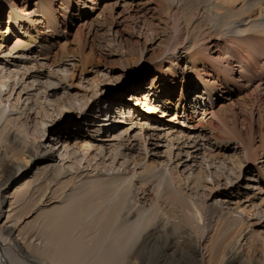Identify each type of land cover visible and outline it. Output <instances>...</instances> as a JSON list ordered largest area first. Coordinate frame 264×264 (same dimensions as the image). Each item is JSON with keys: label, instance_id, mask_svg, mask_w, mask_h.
I'll list each match as a JSON object with an SVG mask.
<instances>
[{"label": "bare ground", "instance_id": "1", "mask_svg": "<svg viewBox=\"0 0 264 264\" xmlns=\"http://www.w3.org/2000/svg\"><path fill=\"white\" fill-rule=\"evenodd\" d=\"M24 1L20 8L18 0L10 4L0 0V13L9 6L6 31L1 30L0 18V42L5 45L12 29L24 37L16 38L9 53L0 52V264H183L190 257H202L201 248L209 256L208 264H253L242 252L252 226L246 213L257 220L254 225L264 228V202L256 205V195L246 194L244 200L241 196L242 189H255L249 182L256 180L247 179L236 196L231 194L236 198L232 202L217 198L211 205L199 204L194 196L205 194L209 185L213 194L239 183L243 163L237 159L236 169L234 157L227 165V160L204 155L201 166L195 165L197 139L148 114L160 112L165 117L164 106L176 105V111L184 108L186 112L185 101L197 108L194 96L202 98V104H213L220 93L232 94L239 87L230 81L234 79L233 61L240 78L263 82L264 0H150L164 18L158 23L164 24L162 29L153 22L144 23L150 51H160L152 64L165 69L169 77H182L181 99L172 101L177 83L164 88L157 85L160 81L152 80L147 91L129 95L136 102L124 105L125 121L115 119L126 126L116 131L104 118L74 143L68 134L53 136L50 141L45 138L48 128L65 116L74 112L81 116L92 107L89 96L71 93V84H67L78 65L73 63L72 70L64 66L70 58H79V69L85 73L90 56L71 52L72 43L66 41L60 48L61 58L56 53L53 59L55 67H64L57 71L62 78L39 70L44 67L42 61L51 58L55 45L51 40L57 43L67 38L62 27L71 29L76 19L90 16V9L94 11L102 0H35L33 10L27 8L30 0ZM109 8L106 5L91 23L84 22L91 42L99 37V25L108 20ZM98 42L96 47L107 57L127 62L129 49L121 41L100 38ZM213 48L219 51L217 58ZM12 53L16 55L13 62ZM143 55L144 48L139 57ZM141 63L145 62L141 59L137 65ZM129 66L127 62L123 67ZM96 73L90 86L95 91L104 72L99 69ZM153 92L155 102L161 95L169 96L162 99V109L152 103ZM242 99L228 100L234 105ZM176 114L171 122L177 120ZM245 139L240 140L248 160L258 161L264 154V134L262 151L253 147V130ZM260 176L261 182L264 174ZM14 177L26 178L14 186L12 194L5 195L4 189ZM190 246L194 248L184 250Z\"/></svg>", "mask_w": 264, "mask_h": 264}, {"label": "rangeland", "instance_id": "2", "mask_svg": "<svg viewBox=\"0 0 264 264\" xmlns=\"http://www.w3.org/2000/svg\"><path fill=\"white\" fill-rule=\"evenodd\" d=\"M18 1H19V7L22 8V6L25 4L24 3L25 1L24 0H18ZM117 1L118 0L100 1L99 4H97L96 6L97 8H95L94 11H91L90 9V16H86L85 19L84 18L78 20L76 19L71 29L68 28L65 29L64 27H62V30L64 32H67L68 34L65 40L64 39L60 40L57 43L55 42L54 39L51 40V42L55 44L51 52L49 53L51 55V58L49 62L42 61L44 67H42V69L39 71H41V73H44L45 75L54 73L55 75L57 74L58 76V72H57L58 68H64V67L63 66L55 67V65L53 64L54 62L53 59L56 53H59L60 55L59 58H61L62 56L60 49L61 46L66 41L71 42L72 45L69 48L70 51L74 53L78 52L79 54H82L86 57L90 56L89 58L91 60L90 61L91 65L88 67V70L84 73L81 71V69H79L80 68L78 63L79 58L76 59L70 58L67 62H65L64 66L67 65L66 67H69V69L72 70L71 68L72 64L76 63L78 67L74 71V76L73 79L71 80V83H67V84L68 85L71 84V91H72L71 93L74 94L78 93L81 97L89 96V98H91L92 100V103L93 101H95V99H97V101L95 104L91 103L90 106L92 107L88 110V112H83L84 113V114L82 113L83 115L78 116V114L75 115L76 114L75 112L71 113L69 116L68 115L65 116L66 119L63 120L61 123H57L55 126L49 127L47 137L45 138L46 140L50 141L53 138V136L56 135L68 134L67 136L70 135L73 136L71 138L72 139L71 143H74L78 137L90 133L88 128H90L92 125L97 126L98 122L102 123L104 118L106 122L110 121L109 124L111 123V125L112 124L115 125L116 129L115 128L114 129L116 131L120 130V128H123L124 126H126V124L125 123L118 124L116 123L115 119L121 118V120L125 121V117H123L122 115V112H124V109L126 107L124 105L132 104V102L133 103L136 102V100H131L129 95L131 94L140 95L141 93H143V91L145 92L146 88H148L152 80H157V82L160 81L157 85L163 86L164 88L169 86L171 82L177 83L176 86L175 85L173 86L175 90L176 89L177 90L176 93H174L176 94V98L175 95L173 94L174 97H172L173 98L172 101H175L176 103L179 99H181L180 96H181V87H182V77L177 76L178 77L177 79L175 76L169 77L165 69H161V66L159 67L158 65H156L155 67V65H153L152 63L153 61H155L156 56L158 57L160 51L156 49L155 51L154 50L150 51L152 45L150 44V42L146 41L147 39L145 35L148 34L147 33L148 28L145 29L144 23L146 21H149L157 25L158 23H160V21L162 22V20H164V18L162 19L161 17V13L159 9L156 8L157 5L155 3H150L149 2L150 0H119L118 2ZM8 2L10 4L11 0L10 1L7 0V3ZM116 2L118 3V5L114 6ZM34 3L35 0H30L29 4H27L28 5L27 8L29 10H33ZM106 5L110 6L109 9H112V12L110 11L111 13L109 12L106 13V18L108 20L105 21L107 23L105 22L104 24L99 25L101 26L100 32L97 34V36L99 35V37L94 42H91V38L89 34L90 29L88 26H84L83 24H85L84 22L91 23L93 19H95L100 13L104 11ZM56 6L58 7L59 5L57 4ZM89 6H91V4H89ZM8 14H9V6L1 10L0 13V18L2 21L1 30L3 31H6L9 27L8 19H7ZM161 24L162 25L158 24L159 27L156 28L158 29L164 28V24L163 23ZM110 28L112 31L111 34L109 33ZM116 33L117 36L115 37ZM10 34L11 36L9 40L5 43V45L4 43L0 42V44L1 45L3 44L4 46V47L0 46V52L3 51V53L5 54L9 53L10 49L14 48V45L17 42L16 38L20 36V34L16 33V29H12ZM20 37L21 39H24V37L22 36ZM100 38L105 39L107 41L110 40L111 41L116 40L117 42L121 41L122 42L121 44L129 49L130 56H126L125 59L130 65L127 69L123 67L125 64H127V62L122 64V61L119 58L116 57L110 58L109 56L107 57L106 52L99 50V48L96 47L99 44L98 41L100 40ZM160 40L158 42H160ZM39 48L40 46L38 45L35 49H33V51L36 52ZM81 48L83 50H81ZM142 48H144L143 58L139 57L141 55ZM13 54L14 53H12V57L10 59L12 62L15 60L16 57V55ZM212 55L217 58L219 56V51L216 48H213ZM224 56L225 55L223 54L222 57L224 58ZM140 58L145 63H141V65L138 66L137 64L140 62L141 60ZM17 64L20 65V62ZM233 64H235L234 72L232 73L234 79H230V81L232 82L234 80L239 84V87L235 88L232 94L219 92L220 93L219 95H221V97L215 98L213 100L214 101L213 104L208 102L206 104H202L201 103L203 101L202 98L200 99L194 96L193 101H195L194 103L196 102L198 103L197 108L193 109L191 107L192 103L190 101L189 102L185 101V104L188 106V108L186 109L187 111L184 112L185 110L184 108L182 111L181 110L176 111L177 109L176 105L175 106L171 105L170 107H165V106L163 107L164 104L162 102L164 100L162 99L169 97L167 95H163V96L161 95L160 99L155 102L156 92H153L152 103L155 104L156 106L159 105L161 109L162 107L164 109H167V116L162 117V114L160 112H156L155 115L148 114L149 117H153L152 119L162 120L166 124L176 126L178 132H181L183 130L184 132H186V136L187 135L189 137L191 136V139H197V142L199 143L198 146L199 151L197 152L199 155H197V153L195 155L199 157L196 158L195 155H193V159L194 160L197 159V161H195V165L201 166L200 165L201 158H203L204 155L206 157L213 156V158L216 157L221 160H227V165L230 162V160L233 159L234 157V160L237 162V164L234 166L236 169L237 166H239L238 165L239 162L243 163L244 168L242 170L241 178L239 179L240 182L237 183L232 189L229 190L219 189V191L210 194L211 192L210 190H212L211 188L212 186L209 185L208 191H206L205 194H202L201 192L200 195H198V197L194 196L195 201H197L199 204L204 203L206 204V206L213 204L215 199L217 198L220 199L224 198L227 201L232 202L236 198L232 197L231 194H234L236 196L238 189L239 188L241 189L242 187L246 186V184L249 182L247 179L249 178L251 179L253 178L254 180H256V182H249L252 185H254L253 187H255V189H250V190L242 189L243 197L241 196V199L243 200L246 199V194H250V195H256L254 199L256 205H261L262 202H264V179L261 180L260 182V179L262 177L260 176V174H264V154L263 156L262 155L260 156L258 161L250 162L247 158L248 154L245 151V147L243 146L240 140V139L244 140L246 136H249L251 130H253L254 138H255V143H253V147L259 149V151H262L263 149L261 147L262 146L261 136L264 134V89H263L264 81L262 82L257 78L254 79L252 82H248L246 79L240 78V74H239L240 69L239 67H237V63H234V61ZM198 67L200 68V66ZM99 69L104 73L102 74V76L100 75V79L98 81L99 82L98 87L95 91L94 88L90 86H92L91 81L95 78L97 74L96 72ZM57 78L61 79L62 76L59 75ZM175 79L176 81H173ZM217 84L220 85L219 82H217ZM244 85H246L247 87H245ZM258 85H261L260 88L261 90L257 89ZM97 90H99L98 95L96 94ZM60 92L62 93V90ZM196 94H198V92ZM152 96H149V98H152ZM227 97H229L230 99H234L235 101L239 99V97L240 99L241 98L243 99L234 102L235 104L232 105L231 104L232 102L229 101L228 100L229 98ZM147 102L150 103V101L148 100ZM160 103H162V105ZM221 106H225V108H221ZM137 108L143 111V109H141L142 107L138 106ZM175 114L177 115L175 116L177 117L176 118L177 120L175 122L173 121L171 122L169 119L173 118ZM16 116L18 115H15V117ZM22 118H24V116H22ZM32 119H36V117L33 116ZM152 122L153 121H151V123ZM85 123L86 124L88 123V125H86ZM238 134L241 136L240 138ZM46 147L47 145L43 146V148ZM46 151L47 150L44 149L42 155H44ZM162 151H164V149ZM177 153L178 152H176V154ZM189 159H191V157ZM237 159L241 161L238 162ZM35 168L36 166H34L32 169L34 170ZM180 170L182 172L184 170V167L181 168ZM225 173H227V170L225 171ZM227 174L229 175V172ZM24 178L26 177H20V178L14 177L11 181L7 183V186L4 189L5 190L4 194L5 195L12 194L13 193L12 189L14 188V186L18 182L22 181ZM178 190L180 193L183 192L182 194L184 196H188L189 194L181 189ZM250 213L251 212L246 213V217H247V221L248 222L250 221L249 224H252V226L250 227L248 231L249 233L247 234V238H249L246 245L247 247L245 246L242 252L245 255L247 254L249 256L250 260L253 261V264L256 263L260 264L261 261L262 262L264 261V230H263L264 228L254 225V223L257 220L252 219L249 216L251 215ZM207 234L208 232L205 233L203 238H205ZM202 241L203 240L201 239L200 242L201 244L203 243ZM195 246L198 247L199 244H195L194 247ZM194 247L190 246V248L188 249L185 248L184 250L190 251V249L192 250ZM201 256L204 258L199 257V259L194 260L192 259V257H190L192 261L189 260L187 263L184 262L183 264H188V263L208 264L209 256L207 253L205 254V252H202V248H201ZM26 264H32V263L28 261L26 262ZM211 264H215L214 261H212Z\"/></svg>", "mask_w": 264, "mask_h": 264}]
</instances>
